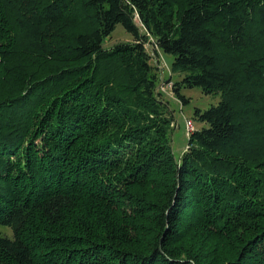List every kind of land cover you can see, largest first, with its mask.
<instances>
[{"label":"trees","instance_id":"obj_1","mask_svg":"<svg viewBox=\"0 0 264 264\" xmlns=\"http://www.w3.org/2000/svg\"><path fill=\"white\" fill-rule=\"evenodd\" d=\"M0 226V264H264V0H0Z\"/></svg>","mask_w":264,"mask_h":264},{"label":"rangeland","instance_id":"obj_2","mask_svg":"<svg viewBox=\"0 0 264 264\" xmlns=\"http://www.w3.org/2000/svg\"><path fill=\"white\" fill-rule=\"evenodd\" d=\"M135 21L138 25H140V22L137 18ZM129 40H131V34L128 33L119 23L116 25L110 36L104 39L103 46L110 47L116 42ZM159 55L160 62L156 61V63H161V66L163 65L164 70L162 71V74L166 77L171 76L173 81L177 80L178 75L170 72V64L173 58L172 55L163 52H161ZM181 93L188 98V102L185 104H183L182 101L172 93H168L166 96V100L168 102L167 107L173 112L174 118L178 122V126H176L170 133L172 152L176 158L181 155L187 143L185 119H192L191 116L195 107L205 109L209 105L218 103L220 100L219 94H205L199 87L182 88ZM192 123L193 127L197 126L193 119ZM0 231L11 234V229L5 226H0Z\"/></svg>","mask_w":264,"mask_h":264},{"label":"built area","instance_id":"obj_3","mask_svg":"<svg viewBox=\"0 0 264 264\" xmlns=\"http://www.w3.org/2000/svg\"><path fill=\"white\" fill-rule=\"evenodd\" d=\"M185 120H186L185 121V127H186L187 135H188L189 131L193 129V123L190 119H185Z\"/></svg>","mask_w":264,"mask_h":264}]
</instances>
